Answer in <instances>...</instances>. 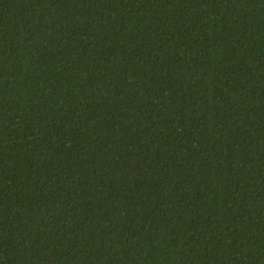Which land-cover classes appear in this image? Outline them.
I'll list each match as a JSON object with an SVG mask.
<instances>
[{
  "label": "trees",
  "instance_id": "1",
  "mask_svg": "<svg viewBox=\"0 0 264 264\" xmlns=\"http://www.w3.org/2000/svg\"><path fill=\"white\" fill-rule=\"evenodd\" d=\"M0 264H264V0H0Z\"/></svg>",
  "mask_w": 264,
  "mask_h": 264
}]
</instances>
